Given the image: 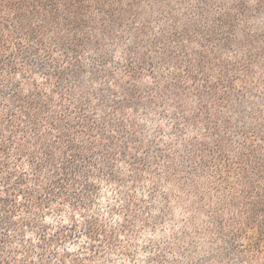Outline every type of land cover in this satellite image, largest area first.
Listing matches in <instances>:
<instances>
[{
  "label": "trees",
  "instance_id": "16d2710c",
  "mask_svg": "<svg viewBox=\"0 0 264 264\" xmlns=\"http://www.w3.org/2000/svg\"><path fill=\"white\" fill-rule=\"evenodd\" d=\"M177 208L148 264H264V0H0V264L133 258Z\"/></svg>",
  "mask_w": 264,
  "mask_h": 264
},
{
  "label": "rangeland",
  "instance_id": "374dc122",
  "mask_svg": "<svg viewBox=\"0 0 264 264\" xmlns=\"http://www.w3.org/2000/svg\"><path fill=\"white\" fill-rule=\"evenodd\" d=\"M108 195H111V197L101 199L99 206L105 217L114 225L121 222V219L117 216H109L108 208L110 201H112L113 198L112 194ZM170 205H174L176 207V204L172 201L170 202ZM164 217L165 219H161L157 227H155L152 223H138L133 229V237L129 238V241H127V236L122 237L123 243L130 246L133 250V255L136 253L135 257L129 258L122 254L115 253L109 257V260L101 261L99 264H148V258L153 252L158 251L159 248L166 243H169V241H174L176 235L179 236L187 231L186 229H188L186 226V223L188 222L187 214L180 208H177L174 213L172 212ZM174 247L179 249V247L185 248L186 245ZM177 254L178 253L171 254L170 258L175 257Z\"/></svg>",
  "mask_w": 264,
  "mask_h": 264
}]
</instances>
